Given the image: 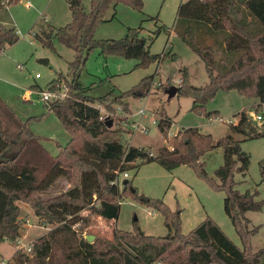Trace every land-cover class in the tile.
I'll use <instances>...</instances> for the list:
<instances>
[{
  "label": "trees",
  "instance_id": "1",
  "mask_svg": "<svg viewBox=\"0 0 264 264\" xmlns=\"http://www.w3.org/2000/svg\"><path fill=\"white\" fill-rule=\"evenodd\" d=\"M16 1L19 0H0V9ZM121 1L139 10L144 6V0H89L87 7L83 0H67L70 21L54 30L42 28L35 35L51 49L53 38L74 49L66 73L58 71L49 82L53 86L64 79L71 93L64 99L45 102L69 133L68 140L58 145L56 154L44 147L42 136L27 130L0 97V244L5 240L15 242L21 235L23 221L17 200L28 203L48 226L44 234L30 242L29 251L16 248L5 264H264V247L254 250L252 243L261 225L250 227L251 219L247 216L248 210H262L264 200L257 198L258 189L241 191L236 187L235 173L249 168L250 154L234 134L264 136V113L260 125L242 110L238 122L227 121L231 132L218 138L197 125L184 127L169 137L172 118L161 115L158 127L171 145H161L153 152L125 144L128 129L121 123L117 125L114 115L108 117L113 118V125L108 126L101 109L93 104L98 98L86 93L79 76L89 53L96 48L105 56L137 58V66L179 56L167 50L152 52L146 37L141 44L142 24L129 26L123 37H97V25L106 20L110 7ZM176 27L178 35L204 61L210 76L206 84L197 85L192 82L188 67L181 68L177 93L193 97L192 111L217 117L218 110L208 109L207 104L219 90L231 89L259 98L257 110L260 108L264 103V0H184L178 7ZM163 29L164 25L155 32ZM18 38L16 26L0 24V49L14 44ZM154 81L155 73L142 77L114 96L106 107L115 111L116 102L131 111L128 98L146 97ZM172 84L169 80L168 87ZM118 115L119 120L126 118ZM215 147L223 148V162L215 169L216 176H212L202 156ZM150 161L167 169L189 165L213 188L224 190L225 209L242 246L211 216L190 232H183L178 207L173 209L160 197L141 200L138 188L134 186L132 190L129 186L131 179L123 187L115 182L120 173ZM260 163L264 178V159ZM59 177L70 183L68 188L42 197L40 192ZM124 194L161 211L170 231L164 235L148 234L138 218H134L132 229L115 226L111 237L90 230L95 224L94 216L118 218ZM85 234L95 236L88 240Z\"/></svg>",
  "mask_w": 264,
  "mask_h": 264
},
{
  "label": "rangeland",
  "instance_id": "2",
  "mask_svg": "<svg viewBox=\"0 0 264 264\" xmlns=\"http://www.w3.org/2000/svg\"><path fill=\"white\" fill-rule=\"evenodd\" d=\"M182 1L184 0H144L142 10L121 1L112 5L106 20L97 25V37L119 38L127 33L129 26L142 24L141 38L146 37L148 43L151 42L152 52L161 53L167 50L179 55L177 58L168 57L163 62L156 60L147 66H137V58L105 56L98 48L89 53L79 79L87 88L86 93L98 98L94 104H101L102 110L107 111L110 116L112 113L126 116L125 119L119 120V115H116L115 122L128 129L124 135L127 145L135 144L153 152L161 145H171L169 138L163 135L157 123L153 121L154 116L159 119L161 115L166 114L173 121L169 130L171 135L184 127L197 125L204 131L212 132L216 138L224 136L231 132L227 121L239 120L242 110L247 111L252 122L261 125L253 116L264 113V103L257 110L259 98L246 96L235 89L219 90L215 98L207 104L208 109L218 110L217 119L192 111L194 99L191 96L177 93L169 97L166 91L168 81L171 80L177 85L183 67H188L190 78L197 85L206 84L210 78L199 54L183 41L176 31L178 7ZM83 3L87 7L89 0H83ZM0 11L8 24L16 26L19 34L14 44L0 49V97L24 122L27 130L42 136L44 147L51 154H56L58 145L68 140L69 133L57 116L45 106L39 90L49 87L50 80L58 71L66 73L68 62L74 57V49L55 38L52 39L54 49H51L43 45L35 36L37 33L34 35L32 31L41 33L42 28L48 27L54 30L70 21L71 13L67 0H19ZM162 25L165 29L156 33L155 30ZM151 36L153 37L150 40ZM217 57H220V51ZM18 64L22 67H18ZM218 69L217 66L216 71ZM35 73L39 76L36 77ZM153 73L155 81L151 92L144 98H131V111L127 112L123 104L116 102L113 103L115 111L106 107L114 96L132 87L142 77ZM59 81L64 82L70 90L64 79L57 82ZM103 98L105 100H102ZM142 107L149 113L148 116L139 114ZM135 120L142 125H148V131L145 133L134 129ZM234 134L241 140L244 150L250 154L249 168L245 172L235 173L236 187L241 191L258 189L257 198L264 200V178L260 163L264 159V136H248L241 132ZM202 159L206 161L209 174L216 176L215 169L223 162V148L215 147L209 150ZM127 171L129 176L126 177L132 180V185L138 188L139 193L163 198L173 209H180L183 232H190L205 217L211 216L236 244L242 246L240 236L225 209V191L213 188L191 166L182 164L174 169H167L157 161H150ZM121 175L122 181L125 177L123 173ZM69 185L65 178L59 177L47 189L41 191L40 195L44 198L55 195L67 189ZM120 186H123L122 183ZM121 201L117 220L94 216L95 224L89 229L111 237L115 226L132 229L136 216L148 234L164 235L170 231L164 222L163 213L158 209L128 194H124ZM17 203L23 221L21 235L15 242L7 240L0 244V264L7 261L16 248L25 249L31 240L42 235L48 228L28 203L21 200H17ZM82 212L86 213L85 210ZM247 216L251 219L250 227L261 225L252 237L253 248L258 250L264 247V207L259 211L248 210Z\"/></svg>",
  "mask_w": 264,
  "mask_h": 264
},
{
  "label": "built area",
  "instance_id": "3",
  "mask_svg": "<svg viewBox=\"0 0 264 264\" xmlns=\"http://www.w3.org/2000/svg\"><path fill=\"white\" fill-rule=\"evenodd\" d=\"M28 4L30 5V2H28ZM32 33L35 35V33L37 34H40L39 31H32ZM18 67H22L21 64H18ZM35 76L38 77L39 74L38 73H35ZM69 89L67 87V85H65L64 82H56L53 86H49L47 87L46 89H41L39 90V95L41 96L42 100L45 101V102H50V101H53V100H59V99H64L65 97L69 96V93H68ZM94 104V103H93ZM95 106L99 107L103 113V117H110L111 114H108L107 111H103L102 108H101V104H94ZM139 114H141L142 116H148L149 113L146 111V109L144 107H142L139 111ZM112 115L116 116L118 114L116 113H112ZM254 119L257 120L258 122H261L263 120V113H257L255 114L254 116ZM153 121L158 123V119L156 116L153 117ZM229 121H234L235 120H229ZM133 128L134 129H139V131L141 132H147L149 127L148 125H142L139 121H136L135 120V123L133 125ZM123 173V176L126 177V176H129V173L128 171H124L122 172ZM120 173L116 179H115V182L117 183H120V177L122 176ZM30 246L31 244L29 243L26 248L24 249L25 251H29L30 249Z\"/></svg>",
  "mask_w": 264,
  "mask_h": 264
},
{
  "label": "water",
  "instance_id": "4",
  "mask_svg": "<svg viewBox=\"0 0 264 264\" xmlns=\"http://www.w3.org/2000/svg\"><path fill=\"white\" fill-rule=\"evenodd\" d=\"M144 38H140V40H139V42L141 43V44H143L144 43ZM166 91L168 92V95H169V97H172V96H174L175 94H177V92H178V86L177 85H175V84H172V85H170V87H168L167 89H166ZM107 124H108V126H112L113 125V118H107ZM261 128H263V126H261ZM129 178H124L123 180H122V183L124 184V185H126V184H129ZM130 186V188L132 189V190H135V187L131 184V185H129ZM139 198L141 199V200H144V201H147V200H149V198H150V196L149 195H146V194H144V193H139ZM135 218L137 219V217L135 216ZM94 234H87L86 235V238L88 239V240H92L93 238H94Z\"/></svg>",
  "mask_w": 264,
  "mask_h": 264
},
{
  "label": "crops",
  "instance_id": "5",
  "mask_svg": "<svg viewBox=\"0 0 264 264\" xmlns=\"http://www.w3.org/2000/svg\"><path fill=\"white\" fill-rule=\"evenodd\" d=\"M29 2H30V1H29ZM30 4H31V2H30ZM7 8H8V7H6V9H7ZM0 24H1V25H4V26H9V24H10V25H14V24H12V23H9V24L7 23V20L5 19V16H4V14H3L1 11H0ZM14 26H15V25H14ZM130 99H131V98H128L129 102H130ZM154 114H155V113H154ZM127 115H129V114H127ZM220 118H221V117H220ZM216 119H217V117H216ZM158 120H159V119H158ZM211 120H213V119H211ZM235 121L238 122V120H235ZM157 125H158V123H157ZM169 130H170V129H169ZM169 133H170V132H169ZM176 133H177V131L174 132L172 135H174V134H176ZM172 135L169 134V137L172 136ZM207 152H208V151H207ZM125 178H126V177H125ZM120 183H122V181H120ZM120 183H119V184H120ZM122 185L124 186L123 183H122ZM123 186H122V187H123ZM121 204H122V201H121ZM113 220H117V219H111V221H113ZM44 233H45V232H44ZM44 233H43V234H44ZM5 241H7V240H5ZM31 241H32V240H31ZM31 241H30V242H31ZM18 248H19V247H18ZM12 254H13V253H12ZM11 256H12V255H11ZM11 256H10V257H11ZM10 257H9V258H10ZM9 258H8V259H9ZM5 262H6V261H5ZM5 262H3V264H5Z\"/></svg>",
  "mask_w": 264,
  "mask_h": 264
}]
</instances>
